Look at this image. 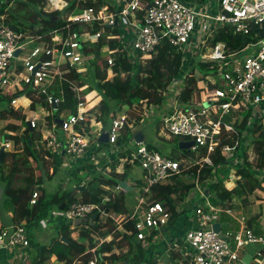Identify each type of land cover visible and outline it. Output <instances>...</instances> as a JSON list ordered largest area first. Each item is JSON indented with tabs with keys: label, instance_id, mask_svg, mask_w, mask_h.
<instances>
[{
	"label": "built area",
	"instance_id": "2783aa9c",
	"mask_svg": "<svg viewBox=\"0 0 264 264\" xmlns=\"http://www.w3.org/2000/svg\"><path fill=\"white\" fill-rule=\"evenodd\" d=\"M71 1L46 0L44 11H64ZM217 2L220 7L217 14L212 13L210 4L185 0H104L101 6L83 3V6L78 5L77 11L68 14L65 25L44 34L29 28H16L5 21L7 14H0V98L12 94V104L15 106L19 98L15 94L26 87L34 89L36 95L43 98L49 108L39 103L36 111H33L34 114L28 116L27 120L32 128L41 127L43 130L37 147L45 149L50 154L46 157L51 161L53 155H62V165L74 168L69 174H74L81 156L89 155L93 161L90 162L99 172L97 165L103 166L101 163L105 161L109 166L115 158H120L122 152H130V155H126L122 160L129 163L139 162L144 170L143 189L146 195L142 193L133 213L120 214L114 219L121 230L125 223L134 221L136 237L143 242L147 241L153 230L161 232L167 228L172 216L170 210L161 202L152 200V186L166 183L176 175L189 176V171L199 166L195 179L199 199L193 205L197 225H191L184 237L172 244V248L183 252L187 260L184 264H264V236L249 226V217L244 211L235 213V207L212 203L209 189L206 193L207 189L199 187V184L207 185L215 180L208 178L202 181L201 174L206 165H214L212 154L218 147L222 156L229 161L223 167L237 168L243 162L242 156L236 153L240 140L237 139L234 145L223 141L224 138L231 137L236 131V123L241 121L248 111H251L252 115L249 129L244 130L241 135L244 140L242 148H247L251 162L255 159L250 128L255 123L254 119L264 121V36L257 32L259 39L240 51H229L224 42L211 45V51L204 56V61L216 62L219 68L217 75L206 77L204 84L207 85L202 98L195 92L192 99L181 101L180 91L172 102L168 100L162 105L144 99L130 108L121 107L117 112H112L108 129H104L101 121H93L87 114L88 101L82 95L87 86H78L77 80L68 77L72 70L81 75L87 72L93 55L85 53L84 45L96 43L106 32L105 26L118 28L120 32V35H106L107 41L119 39L118 49L113 50L109 43L102 48V54L110 67L108 79L114 75L113 55L117 51L124 53L132 61L138 59L143 62L157 52L162 40H167L173 47L185 51L189 42L195 41L198 45L217 28L229 27L236 33L249 34L252 25H256L264 33V0ZM199 19L203 21L201 26H198ZM73 24L83 25V31L72 30ZM94 24L99 25L101 29L97 32L89 31L88 26ZM196 33L197 38L193 39ZM18 50L20 52L16 55ZM64 82H68L76 90L79 100L77 111H69L67 115L65 111L61 112L58 118L63 119V125L56 121L49 127L45 118L58 112L64 102ZM168 91L169 89L164 93L165 97L168 96ZM28 100V107H31L32 100ZM206 102L211 104L206 106ZM38 110H46L43 119L38 115ZM231 114L232 120L226 121L225 117ZM89 120L90 130L87 131ZM40 121H43L42 124ZM145 124L160 128V132L168 137L195 141L191 151L199 154L200 150L206 149V155L200 157L197 154L195 159H172L146 144L145 135L143 141L137 142L134 135L142 130L140 127ZM127 129L131 131L130 139L119 145V140ZM103 131L109 133V141L105 143L108 145V155L100 145L104 143L99 142ZM250 146H253L251 150ZM235 169L231 178H236L237 182L240 177ZM91 174L93 171H88L82 185L91 179ZM225 178V182H228L227 177ZM261 178L264 179V173ZM117 189L123 187L118 186ZM259 192V202L264 204V190L259 189ZM38 198L39 193L35 191L31 203L35 204ZM110 200L111 197L107 195L103 203ZM52 212L53 216L64 218L73 224V227L76 226L75 220H88L95 212L107 216L114 215L109 214L98 203L84 202H74L64 211L55 209ZM222 213L236 220V224H228L226 234L223 233V225L220 222ZM217 222L221 224L220 232L214 229ZM87 223L89 222L81 224ZM29 246L28 231L24 225L0 227V250H14L16 247L27 249ZM250 246L254 248L248 250L247 247ZM245 254L251 255L248 262L244 261ZM98 263V256H94L88 260L78 258L71 264Z\"/></svg>",
	"mask_w": 264,
	"mask_h": 264
},
{
	"label": "trees",
	"instance_id": "16d2710c",
	"mask_svg": "<svg viewBox=\"0 0 264 264\" xmlns=\"http://www.w3.org/2000/svg\"><path fill=\"white\" fill-rule=\"evenodd\" d=\"M192 2L205 3V0H185ZM8 2L0 0V14H8L6 22L16 28H29L36 31V33L44 34L52 29L60 28L65 25L66 17L71 12L78 10V5L83 3L89 6L104 4V0H72L69 6L64 11H55L47 13L44 11L46 0H15L14 5L9 8ZM72 30L82 32L83 25L73 24ZM89 31L97 32L100 26L94 24L88 26ZM106 32L96 43H89L84 45L86 54H92L93 58L90 59L89 67L86 73L90 71L87 79H82L85 74H78L72 70L68 77L72 80H77L78 86H87L82 95L88 98L89 106L95 115L97 121H101L104 129L110 126V114L117 106L120 108H130L135 103H140L144 99L156 104L162 105L166 101L164 93L176 81H182V88L180 94L181 101H188L193 98L195 92L200 94L199 80L205 79L209 75H217L219 65L213 61H204L202 56L197 59L194 68H190L187 72L185 62V51L173 47L167 40H162L157 48V52L146 61L130 60L124 53L117 51L113 56L115 63L112 67L113 77L108 79V60L102 54V48L109 43L112 49L119 46V39H112L107 41V34L120 35L118 28H111L105 26ZM263 30L259 29L256 25H252L249 34L236 33L233 28L223 27L214 30V36L210 40V45H215L218 42H224L229 51H240L245 48L249 43L256 42L259 39L257 32L260 36H264ZM257 36V37H256ZM118 49V48H117ZM100 61L102 64H100ZM196 68H199L203 73L202 77L196 75ZM65 100L62 103L58 112H54L53 116H47L49 127L56 122V119L63 111H77L78 97L75 88L68 82H64ZM36 91L30 87L25 90L17 92L16 96H27L31 98V110H36V106L41 103L45 107L47 103L42 97L36 95ZM99 94V95H96ZM98 96H101L98 97ZM12 94L0 98V102L8 100L9 103L13 98ZM113 105H116L113 108ZM89 108V109H90ZM252 112L248 111L241 121L235 125L236 131L229 138H224L223 143L235 144L239 139L236 153L242 156L243 162L236 168L237 175L240 179L237 180L236 186L229 189L225 185L226 176L221 174L220 167L226 166L229 163L228 159L221 154L220 147L212 154L213 166L206 165L201 174V180L205 181L208 178H214V182L206 185L209 194L212 191L219 204L224 207H235L234 199L241 198L243 202H247L250 195L257 193L258 189L264 190V179L261 174L264 173V123L259 118L254 119L255 123L250 128L252 135L256 137L252 140L254 143L253 162L249 160L247 148H242L244 144L241 138L242 132L249 129V122ZM0 117L7 120L5 127V143L18 144L20 141L24 143V147L16 152H9L5 150L4 162L8 154L14 157L13 166L7 172L2 173L0 179L5 183L3 186V194L5 193V208L12 211L11 222L13 225H24L28 229L36 226H41V220L50 218L51 212L54 209L66 210L74 202L84 203H98L104 207L113 216H107V221L112 224V227L105 228L102 223V216L98 215L92 222L86 225L80 224L72 227L73 224L62 219V225L59 228L58 235L52 238L50 244L32 243V238L29 236L30 245L37 251L36 259L27 264H44L51 260L55 255L59 262L62 264H71L76 259L88 260L97 253L99 263L104 264L107 259L113 261L112 264L121 260L125 264H157V257L154 255V249L145 246L144 242L138 240L136 237L135 223L129 221L125 223L124 228L126 231L117 228L116 220L117 215L124 214L128 210L126 203L127 193L124 189H117L121 186L122 182L127 181V177L132 168L131 163L126 161L122 171H119V160L130 155V152H122L120 158H115L109 166L110 170L107 173L103 171L97 172L94 164H89L93 168H86L93 171L92 178L82 185V181L86 176L78 178V185L75 188L57 191L52 196H49L42 187V178H36V170L32 162L41 161L42 157L50 155L45 149L37 147L38 142L42 139V132L37 128L30 130L26 114L20 113L14 107H5L0 111ZM13 117L14 119H12ZM11 118V119H10ZM14 120V121H13ZM88 126L86 130H90V120L87 121ZM24 127V136L17 135V132ZM59 130V129H58ZM131 131L126 130V133L119 140V145L124 141L130 139ZM176 143L174 149L169 152V157L172 159H195L197 152L184 150L179 148V141L181 137H173ZM31 141V144H29ZM102 146L107 144H100ZM150 147L166 154L160 147L149 144ZM181 150V151H180ZM21 151V152H20ZM182 152V153H181ZM200 157L206 155V149L200 150L198 154ZM47 158V157H46ZM64 162L62 155H53V171L50 176L60 172V168ZM107 164H103L102 168L107 169ZM199 166L194 167L189 172V176L176 175L166 183H158L152 186V200L161 202L167 207L172 216L171 222L168 226L170 228L174 225L177 218L186 210L188 206L182 207L187 201L190 192L196 188L195 179L197 176V169ZM17 176V177H16ZM83 179V180H82ZM81 180V181H79ZM140 185H144L143 180H139ZM35 191H40L41 194L35 204L31 203V199ZM39 193V192H38ZM144 195L146 192L142 191ZM48 195V196H47ZM109 195L111 200L103 203L104 197ZM258 198H261L259 195ZM195 203V202H194ZM193 203V205H194ZM192 205V207H193ZM182 207V208H180ZM250 221V220H249ZM249 226H251L249 222ZM78 231L76 237L73 233ZM256 232V231H255ZM159 233L158 230H153L151 238ZM257 233V232H256ZM112 235V239L101 243V238H106ZM147 239V241H148ZM128 245V250L125 253L117 254L114 250L116 248H123ZM96 251L93 252V249ZM179 251V250H178ZM110 253L109 256H105ZM184 264V263H177Z\"/></svg>",
	"mask_w": 264,
	"mask_h": 264
},
{
	"label": "rangeland",
	"instance_id": "374dc122",
	"mask_svg": "<svg viewBox=\"0 0 264 264\" xmlns=\"http://www.w3.org/2000/svg\"><path fill=\"white\" fill-rule=\"evenodd\" d=\"M205 1H206L205 3L210 4L213 14H217L220 12L219 3L217 2V0H205ZM5 2H8L7 3L8 6L6 7L8 10L10 7H12L14 5V2L12 0H5ZM202 22L203 21L201 19H199L198 26H201V24L203 25ZM213 33L214 32L208 34L207 38H203V42H200V44H198V45H196L195 41L189 42V44H188L189 46H187V48L185 49V62H184V65L186 66L185 70H187V72H189L188 70H190V68L195 67V63H196L198 58H200L202 56V58L204 60L205 59L204 56L210 53V51H211L210 40L213 37ZM195 35H197V33ZM199 39L200 38H198V40ZM100 64H102L101 61H100ZM195 72H196V75L198 77H202L203 73L200 71L199 68H196ZM84 74H85V76L84 77L82 76V79H87L90 75V71H88V73H84ZM209 76L212 77L213 75H209ZM204 81H205V79L201 78L199 80V83H198L199 88H203L201 90L202 92H200L201 94H198L199 96L201 95V98L203 95V91H205V85H207V84H204ZM181 88H182V81H179L177 83L175 82V84H172L169 88L168 96L166 97V102H168V100H169V102H172L176 97H178V94L181 91ZM96 95H99V94H96ZM6 96H9V95H6ZM196 96H197V94H196ZM26 97H22V99L20 98L21 100L19 102V103L22 102V105L25 106L23 108L25 110V112H23L22 108L17 109V110L20 113L26 114V116L28 117L29 115H32V113H31L32 110L27 105L28 101L26 100ZM98 97L101 98V96H98ZM11 98H13V97H11ZM87 101H88V98H87ZM89 104H90V102L88 101V106H87L88 109L90 108ZM96 104H98V103H96ZM96 104L94 105L95 107H96ZM5 107H14V109H16L17 105L15 104V106H14V104H12V101L9 103L8 100H4V101L0 102V111L3 110ZM115 107H116V105H113V108H115ZM92 108L89 109L87 114L90 117H92L93 121H94V120H96V118H95V115L91 111ZM94 108H93V110H94ZM120 109L121 108L119 106H117L113 111L117 112ZM44 111L46 112V110H44ZM44 111L38 110V115H41V117H42L41 119H43L44 116L46 115ZM68 113H69V111H65V115H67ZM11 118L14 119L13 117H11ZM232 118H233L232 114L227 115L225 117V120L230 121V120H232ZM262 119H264V118H262ZM45 120L49 121L48 117H46ZM42 122L43 121H40V124H42ZM262 122L264 123V121H262ZM7 123H8L7 120L0 117V147L5 143V127H6ZM97 128H99V127H97ZM140 129H142V131L145 135L144 142L146 144L156 145V146L160 147L162 151L166 152L165 155H168L169 152H171L172 149L175 148L176 143L174 140H172L173 137H168L167 135H164L162 132H160V128H157L156 126H150V125L145 124L144 126L142 125L140 127ZM38 130H41V132L43 131L41 129V127L38 128ZM17 135H19L20 137L24 136V127H22V129L17 132ZM162 135H164V136H162ZM255 137H256V135L252 136V140ZM5 146H6V150H8L9 152H16L17 150L22 151V149L24 147V143L22 141H20L18 144H16L12 141V143H6ZM107 146L108 145L103 146V151L108 155L109 150H108ZM250 147H251L250 148V150H251L253 146H250ZM91 156H92V152H91ZM82 158L83 159L87 158L88 160H82ZM183 158H186V157H183ZM80 159L82 161L76 164L75 172L73 175L69 174V173H71L74 168H70V167L66 168L65 166L62 165L60 168V170H61L60 173H57L53 176H50L52 171H53V163L51 160L47 159L46 157H42L41 161H39V164H37V162L33 161L32 165L37 172L36 178H38V179L42 178L43 189L47 192L48 195H51L54 192H56L55 190L60 191V189H61L62 191H64L66 189L75 188L78 185V178H80L82 176H86V175L88 176V171H90V170L86 169V168H93L92 166L89 165L93 161L90 159L89 155H87L86 157L81 156ZM90 160H91V162H90ZM13 162H14V157L10 153L7 155L6 161L3 163H0V176L2 175V173L7 174V172H9V170L13 166L12 165ZM124 162H126V161H123L122 158H120L119 168H118L119 171L124 170L123 169V165H124L123 163ZM101 164H106V162L104 161ZM97 166H99V168H98L99 171H103L104 173H107L111 168V166H107V169L104 170L101 165H97ZM232 167H233L232 169H231V167H221L220 168L221 174L225 175L228 179V182H225V184L228 188H232L236 185V178H231L232 175L234 174V169L236 168V166H232ZM94 170L95 169H93V171ZM68 174H69L68 180L66 181L67 176H65V175H68ZM92 176H93V174H91L90 178H92ZM140 178H143V179L145 178L143 168L141 167L139 162L132 163V168H131L129 175L127 177L128 182H130L132 184V185H130L132 190L127 193V199H126V203L129 205V207H128L129 211L128 212H130V213L134 212L135 207L138 205L139 197H140V195H142V191L144 190L143 186L138 183ZM79 181H81V180H79ZM4 183L5 182L2 179H0V195H3V199H5V196H6L5 193L3 194V186L5 185ZM199 187L200 188L203 187V189H207V187L204 183L199 184ZM38 192H39V196H40L41 192L40 191H38ZM198 195H199V192L197 191L196 188H194L188 196L189 199L188 198L186 199L187 202L185 204H182V207L188 206V210L184 211L177 218L174 225L171 226L170 228H168V230L166 232H163V231L160 232L162 234V237L167 236L170 239L173 238L172 241L170 242L171 248H172V244L176 240L182 239L184 237L185 232L188 229V226L190 224L191 225H197V220L194 217V211H193L192 205L195 201H197L199 199ZM258 195L260 196L259 189H258L257 193H253L252 195L249 196L247 202H243L241 198L236 197L234 199L235 206L237 207L239 204L240 209L243 210L244 213L247 215L248 210H250L249 208L250 207L253 208L254 205H257V202L259 200V198L257 197ZM209 198H210L212 203L219 204V201H218L216 195L212 191L209 194ZM258 203H260V202H258ZM257 206H259V204ZM182 207H180V208H182ZM247 208H248V210H247ZM246 210H247V212H246ZM238 211H239L238 208L234 209L235 213H240ZM101 216H102V223L105 224V228L112 227V224L107 221V218H106L107 215H101ZM247 216L250 217L251 215L248 214ZM43 220H45V222H44V224L46 225L45 228L33 227L31 229H28L26 227L27 231H28V237L29 236L32 237L31 242L34 244H36V243H41V244L49 243V239L51 238V235L53 233L52 230L49 228V225L47 223V219H43ZM220 222L223 225V233L224 234H226V230H227L228 224L230 222L236 224V220L233 219L230 215H228L226 213L221 214ZM116 225L118 228L119 224L116 223ZM77 235H78V231H75L73 233V236L76 237ZM111 237H113V236L111 235ZM144 243H146V242H144ZM25 248L26 247L14 248L15 251L20 250V259H22L21 249L24 250ZM247 248H248V250H250L251 248H254V246H250ZM127 249H128V245H124L122 249L119 248L118 252L120 254L125 253ZM6 250L13 252L12 249H6ZM32 252L37 253L36 249L31 245V246H29V251L28 250L26 251V256L28 257V261H32L36 257L35 256L33 258ZM119 253H117V254H119ZM161 255L162 256L160 257V259L164 264H177L178 261L186 263V259L183 256V253L181 251L176 252V251L170 250L168 252L162 253ZM182 258H184V259H182ZM111 262L112 261L110 259H107V261H106L107 264H110ZM115 263L116 264H125L121 260H119V262H115ZM44 264H49V263L45 262Z\"/></svg>",
	"mask_w": 264,
	"mask_h": 264
},
{
	"label": "crops",
	"instance_id": "0c3cea01",
	"mask_svg": "<svg viewBox=\"0 0 264 264\" xmlns=\"http://www.w3.org/2000/svg\"><path fill=\"white\" fill-rule=\"evenodd\" d=\"M197 38V35H194L193 36V39H196ZM22 97H26V96H21V97H19L18 98V100H17V106H20V105H22V102L21 103H19L20 102V100L22 99ZM21 98V99H20ZM29 99V97H26V100L28 101V104H29V102H30V100H28ZM31 99V98H30ZM27 104V105H28ZM23 106V107H22ZM21 107H17L16 109H20V108H24L25 106L24 105H22ZM29 108H31V107H29ZM33 111H36V110H32L31 111V113H32V115L34 114V112ZM43 111V110H42ZM23 112H25V110L23 109ZM45 112V111H44ZM46 113V112H45ZM30 116V115H29ZM41 116V115H40ZM82 160H88L87 158H85V159H83L82 158ZM81 159H79V162H81L82 161ZM60 172H61V170H60ZM59 172V173H60ZM65 176H67V179H66V181L68 180V176H69V174L68 175H65ZM139 180H143V182H145V180L143 179V178H140ZM130 185H132L130 182H128V180H127V189L125 190V191H131L132 189H131V186ZM232 185V184H231ZM143 186V185H142ZM56 192H57V190H55ZM56 192H54V193H56ZM53 193V194H54ZM53 194H51V195H49V196H52ZM48 196V195H47ZM141 196V195H140ZM140 198V197H139ZM258 200V199H257ZM258 202H259V200H258ZM257 202V205L259 204V206H257V205H254L253 206V208H249L250 210H248V208H247V210H248V214H250L251 216L249 217V222H250V224H251V226H252V228L258 233V234H261V235H263L264 236V204H260V203H258ZM5 203L3 202V195H0V227H10V226H14L13 225V223L11 222V218H12V211L10 210V209H6L5 208V205H4ZM127 206L129 207V205L127 204ZM235 208H238L239 210H241L240 209V205L238 204V206L236 207L235 206ZM55 210V209H54ZM247 210H246V212H247ZM58 211V210H57ZM129 211V209L127 210V212L126 213H129L128 212ZM247 214V215H248ZM54 214H53V212H51V215H50V218H47V223H48V225H49V228L52 230V235H51V238L49 239V243H46V244H50L51 243V241H52V238L54 237V236H56V235H58V232H59V228H60V226L62 225V219H60V216L59 217H55V216H53ZM42 221V220H41ZM50 221V222H49ZM44 222H45V220H43L42 222H41V226H36V227H42V228H45L46 227V225L44 224ZM191 226V224L188 226V228ZM120 229V228H119ZM123 230L124 231H126L125 230V228L123 227ZM163 232H166L165 231V229L164 230H162ZM152 233V232H151ZM32 238V237H31ZM103 239H106V240H104V241H109V240H111L112 239V237H111V235L110 236H108V237H106V238H101V243L102 242H104L103 241ZM173 239V238H172ZM172 239H170V238H168L167 236H163L162 237V234L159 232V233H157L155 236H153V237H151V238H149L148 239V241H146V243H144L145 244V246L146 247H148L149 249L150 248H152V249H154L155 251H154V255L157 257V264H164L162 261H161V259H160V257L162 256L161 254L162 253H164V252H168V251H170V250H172V251H176V252H179L178 250H176V249H172L171 248V246H170V242L172 241ZM148 244V245H147ZM31 246V245H30ZM29 251V247L27 248V249H24V250H21V252H22V259H20V250H17V251H15V250H13V252H10V251H8V250H6V249H2V250H0V264H27V263H29V262H31V261H28V257L26 256V251ZM118 250H119V248H116L114 251L116 252V253H119L118 252ZM128 250V249H127ZM126 250V251H127ZM96 251V248L95 249H93V252H95ZM182 252V251H181ZM183 253V252H182ZM32 255H33V258L37 255V253L36 252H32ZM108 255H110V253H106L105 254V256H108ZM94 256H97V253H95V255ZM93 256V257H94ZM170 256V255H169ZM184 256V255H183ZM37 257V256H36ZM36 257H35V259H36ZM182 259H184V258H182ZM117 262H119V261H117ZM180 261H178L177 263H179ZM186 262H187V260H186ZM48 263L49 264H62V262H59L58 261V259H57V257L55 256V255H53L52 257H51V260L50 261H48ZM113 263V261L110 263V264H112ZM181 263V262H180ZM182 263H184V262H182ZM105 264H107L106 263V261H105ZM116 264V263H115Z\"/></svg>",
	"mask_w": 264,
	"mask_h": 264
},
{
	"label": "water",
	"instance_id": "95a60500",
	"mask_svg": "<svg viewBox=\"0 0 264 264\" xmlns=\"http://www.w3.org/2000/svg\"><path fill=\"white\" fill-rule=\"evenodd\" d=\"M111 27V26H109ZM20 52V50H18L15 54L18 55ZM211 104V102H206L205 105L206 106H209ZM57 123L59 125H63V119L61 118H57L56 119ZM28 125L30 127V130H33V128L31 127V123L30 121H28ZM135 137V140L137 142H141L144 140V133L142 130H139L135 133L134 135ZM109 141V133L107 131H103L99 137V142L101 143H107ZM29 144H31V141H29ZM196 142L193 141V140H180L179 141V148L180 149H184V150H189L191 151L192 147L195 146ZM5 150H6V146L5 144H3L1 147H0V163H3L4 162V153H5ZM121 186L125 189H127V182H122L121 183ZM206 193H208V190H206ZM98 212H95L88 220H82V219H78V220H75V225H78L82 222H92L95 218H97L98 216ZM214 229L217 231V232H220V229H221V224L219 222H217L216 224H214ZM168 229H165V231H167ZM251 259V255L250 254H245L244 256V261L245 262H248L249 260Z\"/></svg>",
	"mask_w": 264,
	"mask_h": 264
},
{
	"label": "clouds",
	"instance_id": "9594fccd",
	"mask_svg": "<svg viewBox=\"0 0 264 264\" xmlns=\"http://www.w3.org/2000/svg\"><path fill=\"white\" fill-rule=\"evenodd\" d=\"M123 164H124V163H123ZM123 166H124V165H123ZM131 166H132V163H131ZM126 182H127V181H126ZM235 186H236V185H235ZM235 186H234V187H235ZM226 187H227V186H226ZM234 187H232V188H234ZM227 188H228V187H227ZM232 188H229V189H232ZM123 189L126 190L125 188H123ZM109 214H111V213H109ZM98 215H101V214H98ZM80 224H81V223H80ZM80 224H78V225H80ZM76 226H77V225H76ZM76 226H75V227H76ZM72 227H73V226H72ZM73 228H74V227H73ZM165 229H168V227L165 228ZM163 230H164V229H163Z\"/></svg>",
	"mask_w": 264,
	"mask_h": 264
}]
</instances>
